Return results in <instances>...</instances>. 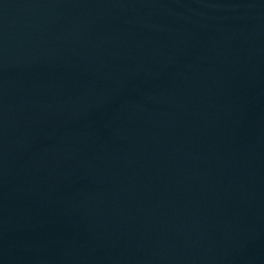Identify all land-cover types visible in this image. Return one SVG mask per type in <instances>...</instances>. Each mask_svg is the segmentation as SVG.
I'll return each mask as SVG.
<instances>
[{"label": "water", "instance_id": "95a60500", "mask_svg": "<svg viewBox=\"0 0 264 264\" xmlns=\"http://www.w3.org/2000/svg\"><path fill=\"white\" fill-rule=\"evenodd\" d=\"M0 264H264V0H0Z\"/></svg>", "mask_w": 264, "mask_h": 264}]
</instances>
